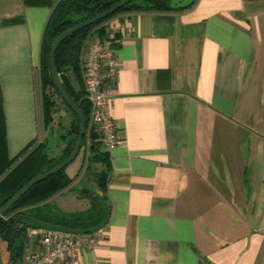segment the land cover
Masks as SVG:
<instances>
[{
	"label": "crops",
	"instance_id": "obj_1",
	"mask_svg": "<svg viewBox=\"0 0 264 264\" xmlns=\"http://www.w3.org/2000/svg\"><path fill=\"white\" fill-rule=\"evenodd\" d=\"M49 1L60 0H0L10 160L48 137L40 65ZM106 25L119 29L110 111L124 143L108 152L105 237L79 250L81 263L264 264V0H197ZM80 171L67 169L70 192Z\"/></svg>",
	"mask_w": 264,
	"mask_h": 264
},
{
	"label": "trees",
	"instance_id": "obj_2",
	"mask_svg": "<svg viewBox=\"0 0 264 264\" xmlns=\"http://www.w3.org/2000/svg\"><path fill=\"white\" fill-rule=\"evenodd\" d=\"M121 1L123 0H60L55 4L49 1L53 11L43 34L40 65L44 123L48 137L39 144L32 142L14 159L10 160L7 153L6 120L0 94V210L28 182L52 170L67 159L74 150L80 133V119L63 101L53 81L50 61L53 42L66 30L110 10ZM196 1L133 0L105 20L76 32L59 46L56 52V65L66 90L84 114L87 122L82 151L86 154L87 171L93 175L97 190H80L81 194L91 201L89 209L64 212L51 200L73 184L74 179L67 173L69 167L34 185L0 219V241L4 244L2 264H22L27 227L18 222L21 215L80 230L94 228L103 221L104 212L92 199V196L99 195L109 203L107 189L112 164L110 155L103 150L99 134L93 126L92 103L88 97L89 93L85 83L83 60L92 33L96 31L100 35L105 34L108 29L106 23L124 12L183 11L192 8ZM57 98L73 115L69 125L64 124L63 115L60 117L58 132L61 133L59 138L63 144L59 147L54 144L50 145L51 139L57 135L54 128L56 115L62 109ZM95 165L100 166V169L94 172Z\"/></svg>",
	"mask_w": 264,
	"mask_h": 264
},
{
	"label": "built area",
	"instance_id": "obj_3",
	"mask_svg": "<svg viewBox=\"0 0 264 264\" xmlns=\"http://www.w3.org/2000/svg\"><path fill=\"white\" fill-rule=\"evenodd\" d=\"M135 28L130 32L134 33ZM118 28H109L88 41L83 60L86 88L92 103V122L103 149L111 152L124 143L111 115L114 88L120 66L116 50L120 43ZM103 230L94 234H73L27 228L22 264H82L79 250L93 249L104 239Z\"/></svg>",
	"mask_w": 264,
	"mask_h": 264
},
{
	"label": "water",
	"instance_id": "obj_4",
	"mask_svg": "<svg viewBox=\"0 0 264 264\" xmlns=\"http://www.w3.org/2000/svg\"><path fill=\"white\" fill-rule=\"evenodd\" d=\"M133 0H123L120 3L116 4L113 8L110 10L91 18L87 21H84L68 30L63 32L61 35H59L55 41L53 42L52 48H51V72L53 81L55 84L56 89L58 90L61 98L63 101L67 104V106L77 115V117L80 119L81 126H80V133L76 142V145L74 147V150L70 154V156L65 159L62 163H60L57 167L53 168L52 170L45 172L37 177H35L33 180L28 182L1 210H0V219L3 218L13 207L15 204L19 202V200L31 189L34 185L37 183H40L44 180H47L50 176L55 175L62 170L69 167L72 163L75 162V160L80 155L83 144H84V138L87 132V122L85 119L84 114L80 110V108L77 106V104L73 101L71 96L69 95L68 91L65 88V85L63 83V80L59 74L57 65H56V52L59 48V46L70 36L75 34L76 32L83 30L89 26L95 25L99 21H103L106 18L110 17L111 15L115 14L119 10H121L123 7L131 3ZM92 199L97 202V204L102 208L104 212V218L103 221L95 226L94 228L88 229V230H80V229H72L67 228L63 226H58L55 224L47 223L44 221H41L37 218L21 215L18 218V222L27 228H37V229H45L50 231H59V232H65V233H73V234H94L99 231L104 230L110 221L111 217V208L106 200H104L99 195L92 196ZM14 264V263H11Z\"/></svg>",
	"mask_w": 264,
	"mask_h": 264
},
{
	"label": "rangeland",
	"instance_id": "obj_5",
	"mask_svg": "<svg viewBox=\"0 0 264 264\" xmlns=\"http://www.w3.org/2000/svg\"><path fill=\"white\" fill-rule=\"evenodd\" d=\"M124 13H126V12H124ZM121 14H123V13H121ZM121 14H119V15H121ZM119 15H117V16H119ZM57 100H58V103L61 105L62 109L60 110L58 115H56L54 128H55L57 135L54 139H51L50 145L52 146L54 144L55 146L58 145V147H59L63 144V142H61V140L59 138V136H60L59 134H61V133L58 132V125H59L60 117L63 115L62 118H63L64 124L69 125V123L73 119V115L70 112H68L66 110V108L61 104L60 99L57 98ZM52 149H53V147H52ZM71 165L81 169L80 175H78L77 179L75 180L76 185H73L74 189L71 192H70V190L66 189L68 195H67V198H63L64 199L63 202H61V203L58 202V204L57 203H54V204L57 206L59 205L60 207L59 206L58 207L61 210H63L64 212H69V210H73L74 212L85 211V210H87L88 207L89 208L91 207V201L88 198L84 197L81 194L80 190L88 189L91 191H95V190H97V186L94 182L93 175L89 171H87L88 163H87V159H86V154L83 151L80 154V156H78V158L75 160V162L72 163ZM99 169H100V166L95 165L93 170L95 172V171H98ZM67 200H68V203H70L72 200L74 202V205L71 206L70 208H66L67 207L66 206ZM3 249H4V244L0 241V264H2V262L4 261Z\"/></svg>",
	"mask_w": 264,
	"mask_h": 264
}]
</instances>
